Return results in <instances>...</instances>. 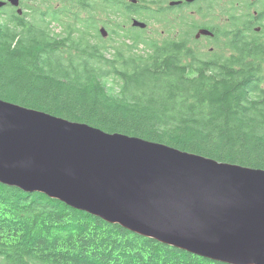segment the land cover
<instances>
[{
    "label": "trees",
    "instance_id": "obj_1",
    "mask_svg": "<svg viewBox=\"0 0 264 264\" xmlns=\"http://www.w3.org/2000/svg\"><path fill=\"white\" fill-rule=\"evenodd\" d=\"M262 4L233 0L232 44L226 24L214 32L223 44L213 51L193 47L191 35L177 40L129 30L128 0H83L75 11L61 0H24L21 15L2 6L0 99L264 168ZM0 264L228 263L0 183Z\"/></svg>",
    "mask_w": 264,
    "mask_h": 264
},
{
    "label": "water",
    "instance_id": "obj_2",
    "mask_svg": "<svg viewBox=\"0 0 264 264\" xmlns=\"http://www.w3.org/2000/svg\"><path fill=\"white\" fill-rule=\"evenodd\" d=\"M202 35L213 32L199 28L194 37ZM0 183L210 260L264 264V168L0 99Z\"/></svg>",
    "mask_w": 264,
    "mask_h": 264
},
{
    "label": "flooded vegetation",
    "instance_id": "obj_3",
    "mask_svg": "<svg viewBox=\"0 0 264 264\" xmlns=\"http://www.w3.org/2000/svg\"><path fill=\"white\" fill-rule=\"evenodd\" d=\"M82 1L83 0H71L69 3H66V5L75 11L74 9H79V4ZM128 4L131 13L129 26L135 27L131 24V21L136 18L146 23L144 28L137 27L139 29H147L149 24H156L161 30L166 31L170 22H177L181 27L186 26V28L182 30L174 28L176 31L174 35L170 37L177 40L183 39L179 38L181 31H186L189 28L196 29V31L199 28H208L213 32L212 36L202 35L198 38H194L198 41L204 38L207 43L212 44L209 47L210 49L213 48L216 43L223 44V41L220 40L216 42L217 39L215 38L214 32L218 30V28H223L220 26L216 16L221 12L226 13L228 15L227 25L229 27L230 42L232 44V0H128ZM236 5L241 8L243 7L241 4ZM262 5L264 7V4ZM258 6L259 4H256V7ZM18 7L23 10L21 0H19ZM82 13L88 15L86 11H82ZM190 13L199 14L202 17V21L199 23H190ZM250 13L256 14L258 10L251 9Z\"/></svg>",
    "mask_w": 264,
    "mask_h": 264
},
{
    "label": "rangeland",
    "instance_id": "obj_4",
    "mask_svg": "<svg viewBox=\"0 0 264 264\" xmlns=\"http://www.w3.org/2000/svg\"><path fill=\"white\" fill-rule=\"evenodd\" d=\"M64 4H66V2L64 0H61ZM233 1V0H232ZM22 4L24 3V0H21ZM49 2L54 5L55 4V0H49ZM32 3V2H30ZM23 6V5H22ZM25 11L27 13H29V9L25 8ZM216 18L219 20V24L220 26H224L226 24H228V15L226 13H223L221 12L219 15L216 16ZM202 21V17L197 14V13H190V16H189V22L190 23H199ZM52 26H56V25H52ZM58 27V26H57ZM178 29V30H182V29H185L186 26L184 27H181L177 22H170L168 27H167V30L164 31V30H161V28L159 26H157L156 24H149V26L147 27L146 31H142L140 29H137V28H133L132 26H128V29L129 30H135L137 33H146V34H150L151 36H154L156 38H161V37H170L172 35H174L175 33V29ZM57 30V29H55ZM195 32H196V29H192V28H189L188 30L186 31H181L180 32V36H183L185 37L186 35H191L189 38H191L190 40V44L193 46V47H196V48H202L204 50H215L217 45L220 46L222 45V43H216V45L213 46V48H209L212 44L211 43H207L206 40L204 38H202L200 41H198L197 39L194 38V35H195ZM110 33V32H109ZM108 36V32L106 35H104V37H107Z\"/></svg>",
    "mask_w": 264,
    "mask_h": 264
},
{
    "label": "bare ground",
    "instance_id": "obj_5",
    "mask_svg": "<svg viewBox=\"0 0 264 264\" xmlns=\"http://www.w3.org/2000/svg\"><path fill=\"white\" fill-rule=\"evenodd\" d=\"M2 1H4L5 3L2 5V6H5V5H9V6H11V7H13V8H16V12L18 13V14H22V12H23V10L21 9V8H19L18 6H19V1H18V5H13V4H11L10 2H8V0H2ZM2 6H0V8L2 7ZM54 32V31H53ZM100 33V32H99ZM101 36H103L104 37V35H102L101 34ZM84 38V37H83ZM3 100V99H2ZM6 101V100H5ZM23 106V105H22ZM35 110H37V111H39L38 109H35ZM41 111V110H40ZM44 112V111H43ZM47 113V112H46ZM50 114V113H49ZM53 115V114H52ZM54 116H56V115H54ZM57 117H59V116H57ZM61 118H63V117H61ZM64 119H66V118H64ZM68 120V119H67ZM69 121H72V120H69ZM77 122H79V121H77ZM82 123H84V122H82ZM86 212V211H85Z\"/></svg>",
    "mask_w": 264,
    "mask_h": 264
}]
</instances>
